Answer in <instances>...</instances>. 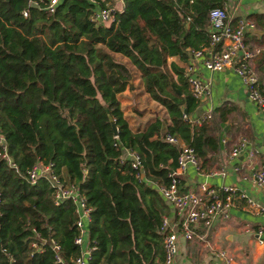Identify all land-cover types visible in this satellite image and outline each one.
Here are the masks:
<instances>
[{
  "label": "trees",
  "instance_id": "16d2710c",
  "mask_svg": "<svg viewBox=\"0 0 264 264\" xmlns=\"http://www.w3.org/2000/svg\"><path fill=\"white\" fill-rule=\"evenodd\" d=\"M49 1L0 0V136L15 166L0 145V264H70L79 254L73 204L55 205L46 180L26 179L38 161L51 163L89 208L88 264H159L166 206L148 182H166L178 154L163 136L192 147L204 168L231 119L229 107L220 105L190 127L187 114L199 101L188 93L181 68L166 59L186 61L188 49L205 43L207 13L224 0H121L104 24L89 17L113 0H57L51 12ZM112 53L138 72L143 91L166 110L167 125L156 120L144 131L128 128L117 96L132 70ZM257 58L264 96V52ZM124 149L139 156L142 176L127 160L119 162Z\"/></svg>",
  "mask_w": 264,
  "mask_h": 264
},
{
  "label": "crops",
  "instance_id": "0c3cea01",
  "mask_svg": "<svg viewBox=\"0 0 264 264\" xmlns=\"http://www.w3.org/2000/svg\"><path fill=\"white\" fill-rule=\"evenodd\" d=\"M223 3L232 21L247 18L254 22L255 29L244 35L246 45L248 47L264 45V0H224ZM112 6L120 11L122 1L113 0ZM111 55L124 62L134 73L128 86L117 96L128 128L132 132L144 131L156 120L161 121L162 127L167 125L169 120L166 110L143 91L138 72L125 57L118 53ZM256 58L251 62L254 69ZM166 61L167 64L173 63L179 68L184 62L176 56L167 57ZM259 65V68L264 70V61H260ZM198 75L208 83L209 91L187 117L196 118L202 113L225 105L231 110V119L230 121L225 119L224 127L218 132L221 138L217 152L207 151L206 157L210 158V161L205 162L204 168H200L198 164L199 168L196 169L193 165L187 164L178 175L179 187L182 191H194L200 183L214 187L231 185L236 188L237 193L257 202L262 211L257 213L251 211L244 199L235 197L228 210V217L215 219L207 230L201 225L196 227L197 236L193 239L185 240L176 232L177 253L173 264H219L220 258L216 254L220 250H224L231 257L229 264H264V231L257 234V230L264 227V186H256L249 179L250 168L247 167L248 161L244 154L236 159H228L231 146L240 138H246L249 146L256 151L251 159V167L257 169L262 165L264 114L247 99L240 79L231 68L210 72L200 67ZM221 139L225 142H221ZM234 164L241 166L238 172L232 170ZM221 169L223 172H220ZM163 203L166 206V213L163 216L167 219V226L177 231L178 217L167 202L163 200ZM84 246L85 243L82 247Z\"/></svg>",
  "mask_w": 264,
  "mask_h": 264
},
{
  "label": "built area",
  "instance_id": "2783aa9c",
  "mask_svg": "<svg viewBox=\"0 0 264 264\" xmlns=\"http://www.w3.org/2000/svg\"><path fill=\"white\" fill-rule=\"evenodd\" d=\"M57 0H50L46 6L47 11L51 12ZM116 10L113 6L96 8L89 19L95 24L108 23L112 20V12ZM22 16L26 15L25 10H21ZM207 38L205 43L194 49H188V58L181 67L182 77L186 84V89L191 97L201 101L208 94V83L203 81L199 75L200 67L210 71H220L225 68H231L238 76L244 88L247 99L252 102L256 108L264 114V96L258 85V79L251 62L260 53L264 52V45L248 47L245 43L244 35L246 32H252L255 29L254 22L247 18H238L234 21L227 14V8L224 3L219 7L211 8L207 13ZM211 112H205L196 118H188L190 127L195 128L201 125L210 117ZM163 139L176 146L178 154L174 169L166 173V182H152L155 191L167 202L178 217L177 231L168 228L166 217L162 216L159 230L163 233L161 239L162 259L159 264H173L177 253V233L179 232L183 239L191 240L196 237L195 228L200 226L209 229L217 218L226 219L228 210L232 206L235 197L244 199L246 206L251 211L257 213L262 211V207L249 197L237 193L234 186L221 185L219 187L209 186L200 183L194 191L180 190L179 173L183 172L187 164L193 165L198 169L195 153L188 144L180 138L165 133ZM221 142H225L221 139ZM0 145L3 146V138L0 136ZM256 151L246 138H240L234 143L228 153V159H236L244 154L248 161L247 167L250 168L249 179L256 186H264V159L263 163L257 169L251 167V159ZM2 157L6 158L8 164L15 168L14 164L6 156L5 150ZM127 160L132 169L136 170L135 176L141 175L139 156L131 150L124 149L119 162ZM240 165H232V170L238 172ZM220 172H223L221 169ZM245 178L246 176H242ZM44 179L51 187V196L53 203L57 205L61 201H69L73 204L76 220L74 222L77 235L74 237V244L79 247V254L70 261V264H88L90 251L93 247L88 245L85 225L89 220V208L85 205L84 198L78 193L73 185L65 184L59 180V177L53 172L51 163L38 161L34 163L26 172V179L30 184L38 179ZM264 231V227L257 230V234ZM35 237H38L37 235ZM36 240L45 242L46 240ZM51 249L54 251V259L57 263H62L58 253V246L53 241H48ZM85 243V246L82 245ZM36 248L35 241L31 243ZM220 258L219 264H229L231 257L220 250L216 254Z\"/></svg>",
  "mask_w": 264,
  "mask_h": 264
},
{
  "label": "water",
  "instance_id": "95a60500",
  "mask_svg": "<svg viewBox=\"0 0 264 264\" xmlns=\"http://www.w3.org/2000/svg\"><path fill=\"white\" fill-rule=\"evenodd\" d=\"M110 125H111V128H112L113 134H116V129L114 127V124L111 122V120H110Z\"/></svg>",
  "mask_w": 264,
  "mask_h": 264
},
{
  "label": "rangeland",
  "instance_id": "374dc122",
  "mask_svg": "<svg viewBox=\"0 0 264 264\" xmlns=\"http://www.w3.org/2000/svg\"><path fill=\"white\" fill-rule=\"evenodd\" d=\"M134 73L132 72V75H133Z\"/></svg>",
  "mask_w": 264,
  "mask_h": 264
}]
</instances>
